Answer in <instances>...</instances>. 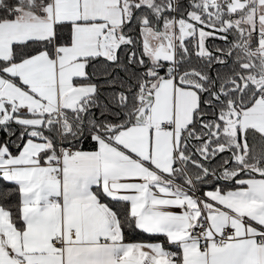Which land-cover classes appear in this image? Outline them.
Listing matches in <instances>:
<instances>
[{"label": "snow or ice", "instance_id": "6c2138e0", "mask_svg": "<svg viewBox=\"0 0 264 264\" xmlns=\"http://www.w3.org/2000/svg\"><path fill=\"white\" fill-rule=\"evenodd\" d=\"M0 264H264V0H0Z\"/></svg>", "mask_w": 264, "mask_h": 264}]
</instances>
